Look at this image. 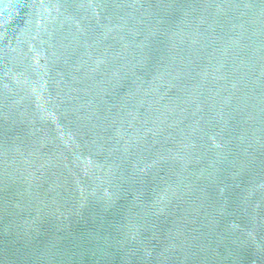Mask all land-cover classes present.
<instances>
[{"label": "water", "instance_id": "1", "mask_svg": "<svg viewBox=\"0 0 264 264\" xmlns=\"http://www.w3.org/2000/svg\"><path fill=\"white\" fill-rule=\"evenodd\" d=\"M0 264H264V0H0Z\"/></svg>", "mask_w": 264, "mask_h": 264}]
</instances>
